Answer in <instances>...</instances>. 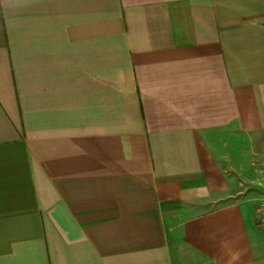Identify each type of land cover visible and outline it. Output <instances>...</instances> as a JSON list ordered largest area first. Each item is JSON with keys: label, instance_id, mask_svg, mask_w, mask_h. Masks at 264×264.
<instances>
[{"label": "crops", "instance_id": "crops-1", "mask_svg": "<svg viewBox=\"0 0 264 264\" xmlns=\"http://www.w3.org/2000/svg\"><path fill=\"white\" fill-rule=\"evenodd\" d=\"M257 143L264 0H0V264H264Z\"/></svg>", "mask_w": 264, "mask_h": 264}, {"label": "rangeland", "instance_id": "rangeland-1", "mask_svg": "<svg viewBox=\"0 0 264 264\" xmlns=\"http://www.w3.org/2000/svg\"><path fill=\"white\" fill-rule=\"evenodd\" d=\"M255 146L250 161L235 152L233 160L236 170L230 172L231 183H227V194L234 200H246L255 212L256 220L264 228V145Z\"/></svg>", "mask_w": 264, "mask_h": 264}, {"label": "built area", "instance_id": "built-area-1", "mask_svg": "<svg viewBox=\"0 0 264 264\" xmlns=\"http://www.w3.org/2000/svg\"><path fill=\"white\" fill-rule=\"evenodd\" d=\"M263 220H264V203H263Z\"/></svg>", "mask_w": 264, "mask_h": 264}]
</instances>
